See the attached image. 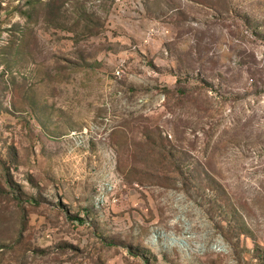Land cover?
I'll list each match as a JSON object with an SVG mask.
<instances>
[{
  "label": "rangeland",
  "instance_id": "374dc122",
  "mask_svg": "<svg viewBox=\"0 0 264 264\" xmlns=\"http://www.w3.org/2000/svg\"><path fill=\"white\" fill-rule=\"evenodd\" d=\"M0 264H264V0H0Z\"/></svg>",
  "mask_w": 264,
  "mask_h": 264
}]
</instances>
